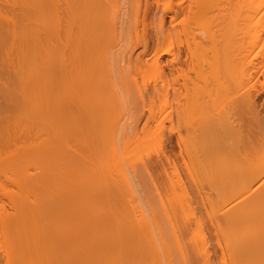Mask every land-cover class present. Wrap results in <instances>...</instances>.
<instances>
[{"label": "bare ground", "instance_id": "6f19581e", "mask_svg": "<svg viewBox=\"0 0 264 264\" xmlns=\"http://www.w3.org/2000/svg\"><path fill=\"white\" fill-rule=\"evenodd\" d=\"M187 1L178 0L184 12ZM245 2L251 37L245 55L251 56L250 68L264 67V0ZM0 4V82L9 104L0 111V264H264V117L252 99L246 100L248 94L241 101L249 116L236 132L231 129L234 134L228 133L233 139L231 167L215 163L217 148L208 129L204 137L209 142L199 147V160L192 164L199 161L201 184L223 186L216 204L219 216L210 223L218 257L206 247L208 237L201 227L196 239L188 225L181 235L161 224L155 232L148 213L134 214L129 221L133 213L123 216V197L109 194L121 191V183L110 189L101 180L93 181L94 175L105 181L109 175H125L123 162L129 152L123 151V130L138 132L137 124L124 126L117 113L123 105V85L130 93L123 72L133 71L137 45L145 42L146 49L149 43L139 33L140 0ZM172 7L173 0H168L164 15ZM226 17L221 33L209 36L220 38L216 57L227 70L237 65V56L234 21ZM191 21L183 13V32L188 35ZM175 36L162 17L155 63L172 51ZM164 104L169 105L168 97ZM188 109V102L179 107L181 122ZM77 131L112 135L77 140ZM75 146L96 157L93 170L87 158L77 157ZM224 179L231 180L227 188ZM134 222L136 227H127ZM189 232L197 240L190 242L198 244L199 239L203 247L184 244Z\"/></svg>", "mask_w": 264, "mask_h": 264}, {"label": "rangeland", "instance_id": "374dc122", "mask_svg": "<svg viewBox=\"0 0 264 264\" xmlns=\"http://www.w3.org/2000/svg\"><path fill=\"white\" fill-rule=\"evenodd\" d=\"M245 1L188 0L186 4L188 12H184L178 0H173L171 11L164 15L168 0H140L142 11L139 33L142 36L146 35L149 43L146 49L145 42L137 45L132 53L133 71L123 72L130 93L123 85V105L117 113L124 126L131 124L136 127L137 124L138 132L123 130V151L129 152L128 159L124 158L123 162L125 175L122 178L109 175L108 181L98 175L93 177V181L101 180L103 185L108 187L112 185V188L119 187L115 184L121 183V191L114 189L110 191L113 194H109L123 197V216L129 217L133 213L131 217H134V214L140 216L141 212L148 213L149 219L151 217L149 222L155 232L158 231L156 227L158 228L160 224L165 230L176 231L178 235L192 227L196 239L200 235L198 227H201L208 237L207 242L204 241L207 243L206 247L209 246L218 257L221 252L210 233L212 228L210 223L214 216H219L216 204L223 186L219 183L201 184L197 151H201L199 147H203V144L206 147L209 142L204 137L209 130L211 143L217 148L215 163L224 166L222 162H225V165L231 167L230 149L233 139L228 137V133H232V130L236 132L235 128L239 129L249 116L241 96L248 94L246 100L252 99L255 103L251 102L256 104L254 106L256 111L264 117V67L257 65L250 68L251 56L246 58L245 55L248 46H251ZM183 13L192 17L189 35L183 32ZM223 15H227L226 19L229 21L231 19L234 21L232 44L234 55L236 53L237 56V65H231L227 70L218 64L216 57L221 48L220 38L209 36L221 33V26L225 20L222 18ZM162 17H165L166 29H175L178 36H175L172 42V51L155 63L156 50L159 48L157 31ZM262 38L264 39V25ZM200 41L202 45L198 47L197 42ZM0 86V111L3 113L7 109L4 107L8 103L6 100L8 94L4 93L1 82ZM142 95L144 100L140 98ZM164 97H168L169 105L164 104ZM186 102L189 103V109L181 122L179 107ZM240 102L244 103L243 107ZM95 116L98 117L97 114ZM77 132L75 135L77 140L86 136L100 138L112 135ZM74 149L80 160L88 159L89 169L93 170L96 157L82 153L78 146ZM196 158L198 163L196 169L193 168L197 172H194L192 164L196 163ZM2 182L4 185L7 184L4 180ZM230 182V179H224L225 187ZM173 191H176L175 194ZM237 200H233L231 206L235 205ZM133 217H129L128 220H133ZM214 222L215 220L212 223ZM186 225L190 227L185 228ZM127 227H136V224L134 222ZM191 237L185 236L184 240V244L189 248L195 243H191V239L197 242ZM199 239L198 244L193 246L198 247L199 244L202 246ZM201 250L204 251L205 248ZM226 263L229 264V261Z\"/></svg>", "mask_w": 264, "mask_h": 264}]
</instances>
